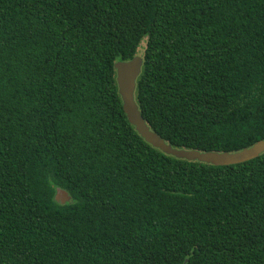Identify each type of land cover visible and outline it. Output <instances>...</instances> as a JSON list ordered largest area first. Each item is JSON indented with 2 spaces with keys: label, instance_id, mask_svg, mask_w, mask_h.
<instances>
[{
  "label": "trees",
  "instance_id": "16d2710c",
  "mask_svg": "<svg viewBox=\"0 0 264 264\" xmlns=\"http://www.w3.org/2000/svg\"><path fill=\"white\" fill-rule=\"evenodd\" d=\"M264 0H0V264H264ZM71 202L56 201L57 189Z\"/></svg>",
  "mask_w": 264,
  "mask_h": 264
},
{
  "label": "water",
  "instance_id": "95a60500",
  "mask_svg": "<svg viewBox=\"0 0 264 264\" xmlns=\"http://www.w3.org/2000/svg\"><path fill=\"white\" fill-rule=\"evenodd\" d=\"M144 60L141 55L129 61H119L115 64L119 94L122 98L123 109L131 125L136 128L139 135L151 146L159 149L166 155L188 161H197L214 166H229L244 163L258 158L264 154V139L251 147L236 152H201L173 148L158 133L151 130L145 121L136 101L137 81L142 73ZM71 195L64 189L58 188L56 201L62 205L71 202Z\"/></svg>",
  "mask_w": 264,
  "mask_h": 264
}]
</instances>
